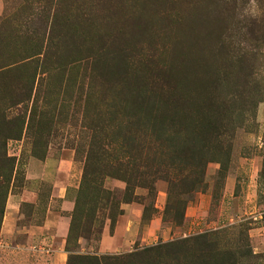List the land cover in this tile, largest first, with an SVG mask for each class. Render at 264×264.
Listing matches in <instances>:
<instances>
[{"label":"rangeland","instance_id":"1","mask_svg":"<svg viewBox=\"0 0 264 264\" xmlns=\"http://www.w3.org/2000/svg\"><path fill=\"white\" fill-rule=\"evenodd\" d=\"M231 2L0 0V120L17 132L2 137L0 148L8 159L0 163L8 174L0 264H264V44L255 73L246 77L251 63L242 70L238 40H226L230 54L215 55V42L206 37L215 26L197 19L205 9L215 8V17L229 9L236 16L227 20L228 30L251 17L264 27V0ZM187 17L197 22L192 32L183 24ZM253 87L263 89L254 109L233 101L239 116L229 103L221 109L218 123L226 127L217 140L229 156L222 167L181 172L169 164L179 125L170 122L163 134L141 105L138 116L129 109L136 92L165 94L169 111L218 106L223 99L211 97L226 93L250 105ZM154 107L152 115L169 113ZM135 124L139 129L129 133L137 140L126 154L122 137ZM197 131L182 134L188 145ZM4 181L0 176V186ZM110 202L118 206L113 223ZM8 213L18 227L65 217L66 236L57 226L56 238L45 241L7 237L1 230ZM206 234L207 252L182 254Z\"/></svg>","mask_w":264,"mask_h":264},{"label":"trees","instance_id":"2","mask_svg":"<svg viewBox=\"0 0 264 264\" xmlns=\"http://www.w3.org/2000/svg\"><path fill=\"white\" fill-rule=\"evenodd\" d=\"M234 0H232L233 2ZM256 3H258V0H254ZM231 2V3H232ZM208 5H213L216 7V4L209 2ZM226 6L228 5L227 3L225 4ZM214 10L215 8L210 11L209 9H205V11L200 13V18H197L200 21H206V23L213 24L215 28L208 30L206 37L210 40L215 42V46L217 51H215V55L219 54H226L230 51L227 52L228 50V43L226 40L231 39L232 37H235L239 45L241 46L239 50L237 51L238 56V62L242 64V70L244 71L247 67V64H250V72L247 76H252L255 73V68L254 64L258 61V56H262L259 51L261 50V45L264 44V27L261 25L260 20L257 19V17H251L248 21L249 23L246 22V20H237L236 25L233 29L228 30V25H226L228 19H233L235 18L234 15L236 16V13L230 12L229 9H221L222 10V17H215L214 15ZM204 19V20H203ZM221 21L223 23H221ZM56 23V20H55ZM197 23L195 21V18L193 17H187L186 22H184V26L187 28L189 31H193V25ZM56 25H58L56 23ZM189 28V29H188ZM230 32V34H229ZM188 35L190 34L187 32ZM200 37V34L196 36L195 40ZM181 43V42H180ZM183 43V42H182ZM247 43H249L250 49L245 46ZM229 44H232L229 43ZM238 45V46H239ZM243 45V47H242ZM104 51V50H103ZM182 51V50H181ZM107 55V54H106ZM246 62V64H245ZM250 62V63H249ZM254 63V64H253ZM218 80L219 75H217ZM27 85V82L24 81V86ZM160 97H155L154 94L152 93H140L136 92L135 94H132L130 97L131 103L129 104V109H131L134 113H132V116H138L140 115V109L138 108V104L142 106L144 110V114L148 115L149 118V123L152 125V127L159 131L160 133H166V128H171L170 122L177 123L180 127L178 131H174V134L176 136V139H173L174 144L172 146L173 151L172 153L174 154V159L169 163L173 164V166L178 167L180 171L182 172H191L192 168H200L204 167L208 163H216L219 164L221 167L224 166L226 163V160L228 161L229 156H228V150L224 148L221 143V140H217V138L220 136V132L222 129H224L226 126L218 123V118L223 116V113L221 112V109L227 108V111L229 110L228 103L230 104V111L232 114H235V116H239V113L237 112L236 105L230 102H235V104L241 105L242 108L245 106L248 110L249 109H254L259 102L262 100L263 96V89L261 87H253V99L251 100V104L249 105L245 100H238L236 99V93H226L224 96L218 97L215 95L214 97H211L214 101H218L220 99H223V102L226 101L227 104L220 103L218 106H214L211 103H206V105L202 106V104H199L198 106V111L196 110L195 113H193L191 108L185 107V109L181 111H177L176 108H172L169 111L168 107V100L166 99L165 94L161 95L159 94ZM183 96V95H182ZM149 98H156L153 99L152 103L148 100ZM182 99V98H181ZM206 100H210V96L206 97ZM204 103V102H203ZM155 105L161 106L164 108V110L169 111L163 112L164 114V119L163 114H160L159 116L152 115L155 109ZM160 107V108H161ZM206 110L207 112L203 111ZM182 111H185L184 114L178 115ZM143 114V113H142ZM145 116V115H144ZM145 118V117H144ZM167 120V125L165 126L163 122ZM140 124H135L130 127V129L127 131V133H124L122 137V142H124L125 146L128 148V151H126V154H129L133 142H136V137L135 135H131L129 132L132 130V128L139 129ZM11 126H8V124L2 123L0 120V142L3 139L6 141L8 139H13L16 137L17 132L13 133V129L10 128ZM230 132L232 135L234 134V124L233 125H228ZM197 131V135L194 139V142L192 144L188 145V141L184 136L187 135H192L194 134L195 130ZM171 130V129H170ZM181 136V141L176 142L178 136ZM221 144V145H220ZM5 143L2 141L0 143V148L4 149ZM185 151H190V154L186 159L183 158V154ZM0 154L2 153V150H0ZM6 162H8V159H6L4 156H0V163L1 165H6ZM11 170V169H10ZM9 170V171H10ZM126 174V172H125ZM124 173L122 174V179L125 181L127 187H131V181L130 178L126 177L124 178ZM189 174V173H188ZM6 174L5 170L2 169L0 166V176L4 177V186H0V221L2 220L3 216V211H4V204L6 202V196L8 193L7 190V185H6ZM191 175V174H190ZM192 182V181H190ZM199 182H195V184H198ZM133 186V185H132ZM191 186H194V183H191ZM134 188V186H133ZM129 191V190H127ZM124 203H129L130 199H125L123 201ZM118 208L117 203H112L110 202V205L108 207V219L111 220V223H113L114 216H115V209ZM118 210V209H117ZM114 211V212H113ZM118 215H122V212L119 211ZM176 216V213H174ZM178 217V216H177ZM116 223V222H115ZM69 236L73 234V228H69ZM207 237L208 234L206 235H200L197 238H195L192 242L191 245L192 247L188 249H184L185 252L182 253L183 255L188 256L190 252H198L204 253L209 250V246L207 243ZM187 241H183L181 243H186ZM155 249V248H153ZM152 249V250H153ZM151 252V249L145 250L144 253L148 254ZM135 257V256H134ZM137 258V257H135ZM178 257H176L177 259ZM184 259H187L184 257ZM191 263V262H190ZM231 264H234L233 262Z\"/></svg>","mask_w":264,"mask_h":264},{"label":"crops","instance_id":"3","mask_svg":"<svg viewBox=\"0 0 264 264\" xmlns=\"http://www.w3.org/2000/svg\"><path fill=\"white\" fill-rule=\"evenodd\" d=\"M11 199H16L17 203H21L22 198L18 195L12 196ZM13 202V201H12ZM57 226L63 230L61 237H65L67 233V226H68V221L67 218H63L61 216H56L53 217V219L47 217L44 219V221L40 225H28V226H23V227H18L15 225L14 221H11L10 215L8 213V218H7V224L6 228H2L1 234L6 235L8 237V232L13 235H23L27 238H32L35 236H42V239L45 241L47 239L46 236H49L51 234V237L56 238L57 236ZM117 231V230H116ZM61 245L63 244L64 240H61ZM103 241H104V236L101 240V247L103 248ZM60 245V246H61Z\"/></svg>","mask_w":264,"mask_h":264},{"label":"built area","instance_id":"4","mask_svg":"<svg viewBox=\"0 0 264 264\" xmlns=\"http://www.w3.org/2000/svg\"><path fill=\"white\" fill-rule=\"evenodd\" d=\"M41 250H43V249H41Z\"/></svg>","mask_w":264,"mask_h":264}]
</instances>
